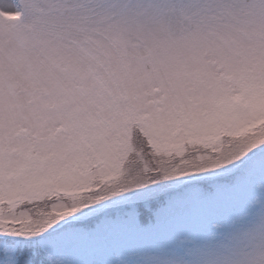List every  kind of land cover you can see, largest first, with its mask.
<instances>
[{"label":"snow or ice","instance_id":"snow-or-ice-1","mask_svg":"<svg viewBox=\"0 0 264 264\" xmlns=\"http://www.w3.org/2000/svg\"><path fill=\"white\" fill-rule=\"evenodd\" d=\"M0 264H264V0L0 2Z\"/></svg>","mask_w":264,"mask_h":264},{"label":"rangeland","instance_id":"rangeland-1","mask_svg":"<svg viewBox=\"0 0 264 264\" xmlns=\"http://www.w3.org/2000/svg\"><path fill=\"white\" fill-rule=\"evenodd\" d=\"M0 2H6V0H0ZM7 2H10V0H7Z\"/></svg>","mask_w":264,"mask_h":264}]
</instances>
